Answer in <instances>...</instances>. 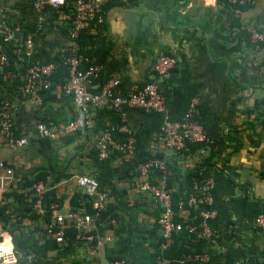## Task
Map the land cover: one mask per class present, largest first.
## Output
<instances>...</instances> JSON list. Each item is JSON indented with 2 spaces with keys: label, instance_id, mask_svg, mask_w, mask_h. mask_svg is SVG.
<instances>
[{
  "label": "crops",
  "instance_id": "crops-1",
  "mask_svg": "<svg viewBox=\"0 0 264 264\" xmlns=\"http://www.w3.org/2000/svg\"><path fill=\"white\" fill-rule=\"evenodd\" d=\"M99 1L103 23L85 34L86 46L82 45L92 63L102 67L101 82L118 78V92L125 95L153 79L156 59L174 56L177 65L156 77L167 110H114L119 124L125 120L132 131L133 149L115 153L110 170L100 175L109 201L101 228L92 232L93 243L78 240L76 231L68 228L64 244L40 251L44 243L36 246L30 239L42 227L40 219L30 218L31 196L12 184L0 187V248L14 254L17 261L12 264H169L157 256L160 211L139 190L145 181L140 167L155 161L163 170L154 171L151 178L164 177L172 192L184 191L190 172L199 184L213 182V236L190 240L194 249L208 256L206 264H264V239L254 227L256 218L264 215V46L247 39L249 28L264 29V0L254 5L237 0ZM37 3L43 10H36ZM72 14L73 0L60 10L44 0H0V19L18 30L15 44L0 39V58L7 59L0 61V94L15 108L16 134L30 141L13 150L0 137V162L13 168L23 183L45 176L61 214L72 209L77 194L81 205L89 201L76 177L93 176L91 152L101 135L78 132L42 138L38 123L66 125L76 116L74 100L61 85L49 94L29 97L20 87L31 61L60 65L62 50L72 45ZM27 39L34 43L30 60L18 51ZM193 97L200 99L201 121L215 146L172 153L162 141L163 124L180 121ZM110 120L111 116L107 124ZM188 216V210L181 211V218ZM168 245L163 243L161 250Z\"/></svg>",
  "mask_w": 264,
  "mask_h": 264
},
{
  "label": "built area",
  "instance_id": "built-area-1",
  "mask_svg": "<svg viewBox=\"0 0 264 264\" xmlns=\"http://www.w3.org/2000/svg\"><path fill=\"white\" fill-rule=\"evenodd\" d=\"M53 9L60 10L68 7L70 0H47ZM239 4L254 5L256 0H237ZM36 10H43V5L37 3ZM71 29L68 33L72 45L61 52L63 65L68 69V82L63 87L64 91L71 95L75 106L76 116L62 127L52 124L38 123L37 129L42 138H56L68 133H89L95 127L92 109H113L120 111L123 108L137 109L151 112H164L167 110V98L162 92L156 79L169 73L176 65L177 59L171 55H162L153 63L154 77L142 86L125 95L118 92L120 80L111 77L101 82L102 67L92 63L91 58L83 53L80 44L81 37L87 34L94 25L103 23V11L99 0H73V14L68 17ZM251 41L264 46V29L249 28ZM18 30L5 20L0 19V39L5 44H15ZM34 50L32 39L23 40L19 44L20 53L27 59H31ZM0 61L6 63L7 59L1 56ZM57 70L54 63L31 61L22 75L20 92L24 97L36 95L41 90L52 87V76ZM15 108L9 97L0 94V137L7 146L13 150L25 148L30 141L26 137H18L14 121ZM124 122V123H123ZM122 133L128 136L127 142L122 143L113 139V133ZM132 131L125 124V120L119 126H110L96 141V149L100 160H108L114 153H126L133 149ZM162 141L166 148L172 152L185 150L188 144L213 143L201 121V102L198 97H193L180 121L166 120L162 127ZM156 170H163L160 162L149 161L140 167V173L145 181L139 189L144 195L149 196L160 211L157 222L161 240L164 247L168 245L173 236L179 233L182 227L174 222L171 194L167 190L164 177L151 178ZM21 178H17L13 168L0 162V187L5 188L12 184H19ZM77 185L84 189L86 194L94 198L93 210L96 215H88L81 211L70 210L65 214L58 212L57 204L51 205L52 220L45 224L46 236L52 238L57 244L65 243V229L72 228L76 231L78 240L82 242H94L93 231L99 229L98 221L104 219L103 214L107 209L109 196L101 191V184L90 175L76 177ZM213 182L210 179L193 186V192L189 195L188 205L198 207L200 223L196 226L187 225L185 229L193 234L196 240H208L213 236L209 227V221L216 213L211 208ZM28 195L33 200L34 209L41 220L46 216L47 194L50 192L46 181L35 183L28 190ZM257 229L264 239V215H259L255 220ZM16 257L12 252L0 248V264L16 263ZM208 256L202 253H194L183 257L177 264H206ZM115 264H123L122 262Z\"/></svg>",
  "mask_w": 264,
  "mask_h": 264
},
{
  "label": "trees",
  "instance_id": "trees-1",
  "mask_svg": "<svg viewBox=\"0 0 264 264\" xmlns=\"http://www.w3.org/2000/svg\"><path fill=\"white\" fill-rule=\"evenodd\" d=\"M247 39L251 41L250 33L247 34ZM80 44H83L86 46L85 42V35L81 37ZM82 45V46H83ZM83 53L87 55V53L84 51ZM69 74L68 69L63 63L61 62L60 65L57 67L56 72L52 76V87L48 90H41L40 93L42 94H49L52 92L54 88H56L58 85H61L64 87L68 82ZM92 112L94 114V120H95V128L93 131H91L92 135L100 136L103 132L109 130L110 126H119V119L115 115V111L112 109H92ZM111 116L112 120H110L109 124H107L108 117ZM262 125V131L264 132V123H261ZM90 134V135H91ZM49 139V138H44ZM113 139L116 141H120L122 143L127 142L128 136L122 133H113ZM215 145H206V144H188L187 147L194 148V149H200V148H206L209 147L212 149ZM219 152V151H218ZM115 154V153H114ZM112 154L111 157L114 155ZM92 168L94 169L93 177L97 179L100 183V175H103L106 171L110 170V160L111 157L108 160H100L97 149L95 152L92 153ZM263 177H264V171H263ZM39 181H46L45 176H39L36 179L33 180H25V182H20L19 186L24 189L25 191L28 190L30 187H32L35 183ZM199 183L195 179V173L190 172L187 174L186 177V184L184 187V191L181 192H172L170 188V183L166 182L167 190L171 194V200H172V207L174 212V222L182 227L181 231L173 236L171 243L167 246L165 250H161V245L163 244V241L161 240L160 243L157 246V256L160 257L162 260H165L169 262V264H177L178 261H180L183 257L194 254V253H201L200 250L194 249L193 246L190 244V240L195 239V236L193 234H189L187 230L185 229V226L187 225H193L196 226L200 223V218L198 217V211L195 210L194 206L188 205V198L189 195L193 192V186L194 184ZM101 189V188H100ZM101 191H103L101 189ZM24 198V195H21ZM49 196V197H48ZM47 214L45 217H43V220H41L40 216L37 215L33 200H31V209L30 212L32 215L30 218L32 220H36V222L40 219L41 220V226L40 228L35 229V232H33L34 236H32L30 239L33 240L36 246H38L39 242H43L44 244L41 247H37L40 251L42 250H56V247L54 246L57 243L52 239L48 238L46 236V229L45 224L51 223L52 220V211H51V205L57 204L54 196H51V193L47 194ZM81 198V194H77L73 197L71 200V210L73 211H81L88 215H96L95 211L93 210V204H94V198L88 196L89 201L86 202V204L83 206L80 204L79 200ZM32 199V198H31ZM183 210L189 211V216L185 220L180 217V213ZM103 217L106 216L103 214ZM160 218V217H159ZM98 225L101 228V219L98 221ZM36 232H39L42 234L40 238H36ZM188 240L186 245H181L182 241ZM20 241L24 243L25 245H28L23 239L20 238Z\"/></svg>",
  "mask_w": 264,
  "mask_h": 264
},
{
  "label": "rangeland",
  "instance_id": "rangeland-1",
  "mask_svg": "<svg viewBox=\"0 0 264 264\" xmlns=\"http://www.w3.org/2000/svg\"><path fill=\"white\" fill-rule=\"evenodd\" d=\"M91 153H93V152H91ZM86 173H87V172H86ZM86 173H85V174H86ZM87 174H89V173H87ZM90 175H92V173H91ZM92 177H93V176H92Z\"/></svg>",
  "mask_w": 264,
  "mask_h": 264
},
{
  "label": "water",
  "instance_id": "water-1",
  "mask_svg": "<svg viewBox=\"0 0 264 264\" xmlns=\"http://www.w3.org/2000/svg\"><path fill=\"white\" fill-rule=\"evenodd\" d=\"M44 2H45V3H48V1H47V0H44Z\"/></svg>",
  "mask_w": 264,
  "mask_h": 264
}]
</instances>
